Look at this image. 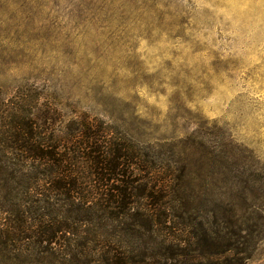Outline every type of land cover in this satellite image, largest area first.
Here are the masks:
<instances>
[{
	"label": "rangeland",
	"instance_id": "374dc122",
	"mask_svg": "<svg viewBox=\"0 0 264 264\" xmlns=\"http://www.w3.org/2000/svg\"><path fill=\"white\" fill-rule=\"evenodd\" d=\"M42 106L72 146L125 141L146 183L40 264H264V0H0V165Z\"/></svg>",
	"mask_w": 264,
	"mask_h": 264
},
{
	"label": "trees",
	"instance_id": "16d2710c",
	"mask_svg": "<svg viewBox=\"0 0 264 264\" xmlns=\"http://www.w3.org/2000/svg\"><path fill=\"white\" fill-rule=\"evenodd\" d=\"M39 112L21 121L14 116L16 122L9 124L11 140L19 144L13 153L21 163L9 160L0 165V264H40L56 251L68 257V247L59 240L69 241L71 223L86 222L93 206L104 212L103 204L127 208L137 186L146 183L144 160L125 141L114 146L107 141L96 144L98 138L87 133L72 146L56 135L51 109L42 106ZM165 180L152 182L145 195L149 207L177 194L179 186L168 187ZM174 200L178 201L176 196ZM162 213L166 218L167 213ZM233 217L237 224L234 211ZM237 248L233 245L229 250H236V256L243 254ZM212 261L208 264H221Z\"/></svg>",
	"mask_w": 264,
	"mask_h": 264
}]
</instances>
